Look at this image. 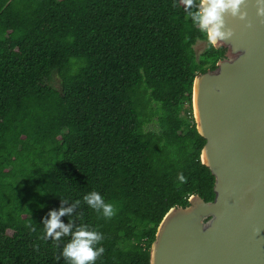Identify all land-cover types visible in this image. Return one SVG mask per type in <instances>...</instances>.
<instances>
[{
    "label": "trees",
    "instance_id": "obj_1",
    "mask_svg": "<svg viewBox=\"0 0 264 264\" xmlns=\"http://www.w3.org/2000/svg\"><path fill=\"white\" fill-rule=\"evenodd\" d=\"M200 40L180 0H0V264H68L82 225L102 235L94 264H150L165 213L214 198L193 81L226 48L198 55ZM70 206L69 234L45 238L49 209Z\"/></svg>",
    "mask_w": 264,
    "mask_h": 264
},
{
    "label": "water",
    "instance_id": "obj_2",
    "mask_svg": "<svg viewBox=\"0 0 264 264\" xmlns=\"http://www.w3.org/2000/svg\"><path fill=\"white\" fill-rule=\"evenodd\" d=\"M256 7L245 0L243 19L225 14L232 35L216 45L225 56L193 81L214 198L192 194L165 213L150 264H264V16Z\"/></svg>",
    "mask_w": 264,
    "mask_h": 264
},
{
    "label": "clouds",
    "instance_id": "obj_3",
    "mask_svg": "<svg viewBox=\"0 0 264 264\" xmlns=\"http://www.w3.org/2000/svg\"><path fill=\"white\" fill-rule=\"evenodd\" d=\"M183 4V11L192 24L204 34L209 46L215 47L218 43L224 42L232 35V29L225 26V14L243 19L246 11L242 8L245 0H180ZM256 13L264 16V0H256ZM176 179L182 184L186 182L183 173H177ZM83 200L93 210L100 212L104 217H111L114 214V206L105 199L98 191L86 193ZM79 203V201H75ZM72 207H61L53 210L49 209L48 216L43 219L44 236H51L56 241L62 234L68 235L71 222L63 223L59 217L65 213H70ZM102 240V235L97 230L88 225H82L71 233V239L64 244L60 251L68 264H94L104 248L98 246Z\"/></svg>",
    "mask_w": 264,
    "mask_h": 264
},
{
    "label": "rangeland",
    "instance_id": "obj_4",
    "mask_svg": "<svg viewBox=\"0 0 264 264\" xmlns=\"http://www.w3.org/2000/svg\"><path fill=\"white\" fill-rule=\"evenodd\" d=\"M208 45V42L207 41H198L196 44H195V49H196V52L197 54L199 55L205 48L206 46ZM59 82H60V78L57 74H54L53 76V79H52V84L56 87H59ZM150 129H153L155 128L154 125H149L148 126Z\"/></svg>",
    "mask_w": 264,
    "mask_h": 264
}]
</instances>
